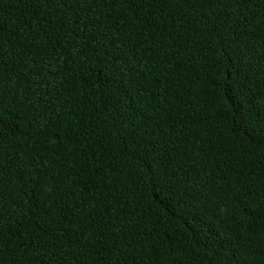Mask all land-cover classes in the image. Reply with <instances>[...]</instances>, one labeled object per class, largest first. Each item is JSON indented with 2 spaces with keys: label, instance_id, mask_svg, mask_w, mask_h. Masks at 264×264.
<instances>
[{
  "label": "trees",
  "instance_id": "trees-1",
  "mask_svg": "<svg viewBox=\"0 0 264 264\" xmlns=\"http://www.w3.org/2000/svg\"><path fill=\"white\" fill-rule=\"evenodd\" d=\"M0 264H264V0H0Z\"/></svg>",
  "mask_w": 264,
  "mask_h": 264
}]
</instances>
